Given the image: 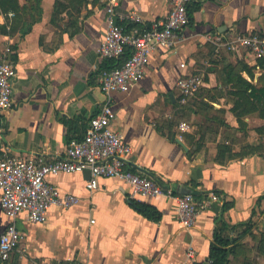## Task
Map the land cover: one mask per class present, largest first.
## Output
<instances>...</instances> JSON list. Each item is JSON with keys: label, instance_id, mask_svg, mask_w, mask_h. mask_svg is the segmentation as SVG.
<instances>
[{"label": "crops", "instance_id": "1", "mask_svg": "<svg viewBox=\"0 0 264 264\" xmlns=\"http://www.w3.org/2000/svg\"><path fill=\"white\" fill-rule=\"evenodd\" d=\"M18 1L30 6L34 0ZM107 1L40 0L41 12L26 17L27 31L19 30L26 20L21 15L18 30L0 34V59L9 47L6 57L16 70L11 105L0 114V155L5 150L19 158L60 157L71 138L85 134L104 99L98 48ZM117 3L118 12L134 11L148 25L162 22L172 6V0ZM188 8L191 20L177 42L149 55L144 77L129 92L112 93L111 126L131 145V169L178 192L192 189L196 198L213 192L219 199L185 229L173 200L147 197L143 202L157 211L149 218L130 202V187L121 179L99 178L89 191L87 170L47 175L78 202L50 207L40 223L19 213L16 226L23 237L0 264H179L189 244L197 264H212L210 249L219 245L215 233L229 241L228 264H264L261 237L253 239L264 225V129L256 128L264 119L257 112L236 115L237 98L224 73L227 65L247 66L253 76L242 70V77L261 85L264 64L247 49L217 50L204 38L209 32L226 40L264 35V0H192ZM190 73L202 76L199 90L205 91L186 101L175 82ZM6 223L0 207V234Z\"/></svg>", "mask_w": 264, "mask_h": 264}, {"label": "built area", "instance_id": "2", "mask_svg": "<svg viewBox=\"0 0 264 264\" xmlns=\"http://www.w3.org/2000/svg\"><path fill=\"white\" fill-rule=\"evenodd\" d=\"M192 0H172V6L162 22L148 25L134 11L118 12L117 0L106 5V33L98 48L102 60L116 59L120 63L104 67L98 73V87L104 95L96 113L89 119L82 138H71L60 157L33 155L26 158L12 157L3 151L0 155V207L7 223L0 234V260H8L23 235L17 229L19 213L26 212L32 223L46 219V211L52 206L69 208L78 202V196L61 192L46 179L47 175L87 170L89 178L85 187L93 191L99 178H118L129 187L128 198L143 202L157 195L175 203L176 218L185 229L194 226L199 213L219 199L209 192L196 198L192 193H180L173 185L158 180L128 166L131 145L111 126L112 93L129 92L144 77L149 55L156 49H168L177 42L178 33L189 23L188 7ZM7 16H13L9 12ZM206 41L217 49L236 51L244 48L256 60L264 59V35L248 32L226 40L217 33H206ZM11 52L5 48L0 59V114L9 109L16 70L6 57ZM125 53L127 55L125 56ZM264 81V76H263ZM203 84L200 74L190 73L177 78L175 85L181 95L196 93ZM180 128H184L182 123ZM90 222H94L91 219ZM40 264V263H34ZM79 264V263H74ZM179 264H197L195 248L189 244Z\"/></svg>", "mask_w": 264, "mask_h": 264}, {"label": "trees", "instance_id": "3", "mask_svg": "<svg viewBox=\"0 0 264 264\" xmlns=\"http://www.w3.org/2000/svg\"><path fill=\"white\" fill-rule=\"evenodd\" d=\"M9 12L13 13L11 22L7 17ZM40 12V0H34L30 6H22L19 4L18 0H0V15L5 16V20L0 22V34L8 32L12 33L14 30H18L16 23H18L17 19H20L21 15L26 20L19 30L22 31V33L27 31L30 24H28L29 19L26 17H29L30 15L32 19L34 14H39ZM188 14L189 20H191L190 8H188ZM126 55L127 53H125V56ZM119 63L120 61L116 59H107L103 61L101 67H113ZM259 63L261 65L264 64V60L259 59ZM241 70H245L251 77L253 76L251 68L245 66ZM224 73L227 75V79L231 82V93L237 98L235 100V108L233 109L236 112V115L240 116L244 113L257 112L258 115L264 119V83L261 85H253L247 79L243 78L239 72L233 71L231 65L225 67ZM262 129H264V126ZM130 202L147 217L153 219L156 218L157 211L154 208H149L144 202L134 200H130ZM221 224L223 225V223ZM222 225L220 227H222ZM221 238L222 237L218 233H215V240L219 245L213 244L210 249L209 256L212 264H228L231 247H227L229 241H223ZM263 246L264 241L261 238L259 249L264 250Z\"/></svg>", "mask_w": 264, "mask_h": 264}, {"label": "rangeland", "instance_id": "4", "mask_svg": "<svg viewBox=\"0 0 264 264\" xmlns=\"http://www.w3.org/2000/svg\"><path fill=\"white\" fill-rule=\"evenodd\" d=\"M214 46V45H213ZM221 48V47H220ZM219 48V49H220ZM218 50V49H217ZM228 66V65H227ZM242 67H241V65L239 66V65H236V67H235V70H233V71H235V72H239L240 73V75L242 76ZM197 74H199V73H197ZM202 77V76H201ZM204 89H201V90H198L196 93H194V94H198V95H201L202 93H204ZM209 93H211L210 91H209ZM208 93V94H209ZM194 94H192V95H194ZM192 95H189V96H185V95H181V96H179V98L181 97V99H186V101H190L191 99H192ZM216 117H218L217 116V114H214ZM263 126H264V123L263 124H261L260 126H258V127H256V128H259V127H262L263 128ZM257 234L256 235H254L253 234V239L254 238H256V239H258V238H262V240L264 241V225L262 226V228H257ZM264 247V246H263ZM260 252L263 254V255H261L262 256V258H263V260H264V250H260ZM259 255V254H258Z\"/></svg>", "mask_w": 264, "mask_h": 264}, {"label": "water", "instance_id": "5", "mask_svg": "<svg viewBox=\"0 0 264 264\" xmlns=\"http://www.w3.org/2000/svg\"><path fill=\"white\" fill-rule=\"evenodd\" d=\"M181 145H183L179 140H177ZM178 189V187H176V190ZM181 193H192V189H186V190H182L180 191Z\"/></svg>", "mask_w": 264, "mask_h": 264}]
</instances>
